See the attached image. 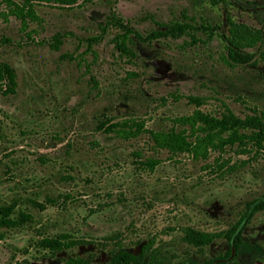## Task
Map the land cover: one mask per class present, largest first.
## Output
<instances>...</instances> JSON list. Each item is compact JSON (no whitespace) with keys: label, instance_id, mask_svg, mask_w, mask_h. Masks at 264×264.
<instances>
[{"label":"rangeland","instance_id":"1","mask_svg":"<svg viewBox=\"0 0 264 264\" xmlns=\"http://www.w3.org/2000/svg\"><path fill=\"white\" fill-rule=\"evenodd\" d=\"M13 1L35 17L22 21L0 0V61L16 72L14 92L0 91V205L31 220L0 225V264H112L118 249L143 252L141 264H264V207L253 209L264 202V149L225 145L202 158L148 132L97 128L138 121L193 139L173 121L196 107L187 96L212 114L264 116V0ZM173 21L189 32L151 37ZM124 32L132 54L116 47ZM238 220L232 259L223 234L203 247L183 240L186 227L225 232ZM60 233L77 244L38 245Z\"/></svg>","mask_w":264,"mask_h":264},{"label":"trees","instance_id":"2","mask_svg":"<svg viewBox=\"0 0 264 264\" xmlns=\"http://www.w3.org/2000/svg\"><path fill=\"white\" fill-rule=\"evenodd\" d=\"M9 7V11L16 17L25 21L27 18L35 17L34 11L30 7L19 5L13 0H3ZM233 27H235L232 24ZM191 24L187 21L170 22L162 31H153L151 37L168 36L172 38L179 37L189 32ZM234 39H239L240 36L237 30L232 28ZM126 32L116 36V47L121 53L132 54L133 52L126 46ZM192 41H195L194 35L191 36ZM61 42L58 35L54 36L53 47H57ZM229 46V53L233 56L236 54L234 48ZM5 80L6 86L0 91L3 94L13 93L16 85V72L14 68L5 61H0V81ZM190 102H193L196 107L188 114H182L173 118V121L187 126L190 130L193 139L182 130L169 129L153 130L144 126L143 122L121 121L110 122L109 119L100 121L97 125L98 129L114 132L121 138H129L137 135L140 132H148L154 144L160 148H166L171 152H190L195 157L205 158L210 150L222 149L225 145L236 144L245 151L248 145L256 148L264 149V116L258 113L247 114L244 117H239L230 110H224L219 115L202 110L199 105L201 103L197 96H187ZM146 163L149 168H152L157 162L154 159H148ZM37 206L43 204L32 201ZM264 207V202L254 206V210ZM14 206L11 204L0 205V225L4 227H14L31 220V214L25 211H19L15 217L12 216ZM240 220L235 222L225 232H207L198 230L193 227H186L183 232V240L196 247H203L209 244L215 237L223 234L228 241V248L225 252L226 256L231 253V246L236 250L241 244L242 230L237 227ZM77 240L67 233H60L56 236H44L39 239L38 245L49 252H57L65 248L74 246ZM233 258V255H231ZM230 257V258H231ZM231 258V259H232ZM143 252L134 254L125 249L116 250L111 256L112 264H141ZM220 261V260H219ZM66 264H91L86 258L81 256L69 257L66 259ZM215 262L214 264H220Z\"/></svg>","mask_w":264,"mask_h":264},{"label":"flooded vegetation","instance_id":"3","mask_svg":"<svg viewBox=\"0 0 264 264\" xmlns=\"http://www.w3.org/2000/svg\"><path fill=\"white\" fill-rule=\"evenodd\" d=\"M231 255H232V251H231V253H230V255L229 256H227L228 258H230L231 257ZM220 260V261H219ZM223 257H217V258H215V259H213V261H212V263L211 264H214L215 262H221L220 264H222L223 263Z\"/></svg>","mask_w":264,"mask_h":264},{"label":"water","instance_id":"4","mask_svg":"<svg viewBox=\"0 0 264 264\" xmlns=\"http://www.w3.org/2000/svg\"><path fill=\"white\" fill-rule=\"evenodd\" d=\"M238 230V229H237Z\"/></svg>","mask_w":264,"mask_h":264}]
</instances>
